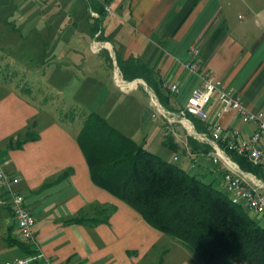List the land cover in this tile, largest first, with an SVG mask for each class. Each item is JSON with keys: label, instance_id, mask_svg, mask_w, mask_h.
<instances>
[{"label": "crops", "instance_id": "0c3cea01", "mask_svg": "<svg viewBox=\"0 0 264 264\" xmlns=\"http://www.w3.org/2000/svg\"><path fill=\"white\" fill-rule=\"evenodd\" d=\"M100 1L111 12L102 20L105 41L99 43L111 46L114 59L115 55L123 60L139 58L156 72L160 82L177 85L180 90L177 95L164 92L168 95V111L176 114L190 90L200 85L199 79L184 66L190 60L189 48L195 47L202 72L219 79L225 88L240 97L248 111L264 115V25L262 28L259 23L255 25L249 17L252 13L241 16L234 12L232 0ZM46 13L40 10L37 15L46 18ZM70 13L75 18L87 17L89 9L84 0H72ZM54 34L60 36L61 30ZM108 50L104 46L94 55V60L81 56L75 59L85 60L86 69L92 71L94 62L103 64L109 58ZM88 79L90 85L86 91L92 93L91 98L100 93L113 94L95 74ZM31 98L32 94L28 96L16 90L0 92V169L19 180L14 190L24 196L25 206L34 218L35 241L34 245H28L19 240L9 200L0 188V264L27 256L26 247L57 264H157V256L161 264H201L177 240L153 229L132 208L93 185L76 142L80 129L52 119L51 110L45 111L46 105ZM135 104L139 105L135 128H120V133L138 143L135 136L141 131L143 138L139 145H145L153 136H159L162 142H172L177 152L163 150L170 151L173 160L177 158L174 161L180 163L178 167L223 191L221 163L204 157L190 168L189 154H204L206 146L192 150L190 138L180 124H167L149 103L143 108L135 98ZM216 107L214 100L207 112L211 114ZM94 112L112 122L110 116L98 109ZM30 121L36 122L38 140L24 144L20 150H7L8 140L22 134ZM220 124L225 131H237L242 139L249 138L255 130V125L243 123L234 112L222 116ZM68 170L69 176L56 181ZM249 174L264 182V164L256 174ZM90 205L113 207L114 212L106 223L94 227L63 224Z\"/></svg>", "mask_w": 264, "mask_h": 264}, {"label": "trees", "instance_id": "16d2710c", "mask_svg": "<svg viewBox=\"0 0 264 264\" xmlns=\"http://www.w3.org/2000/svg\"><path fill=\"white\" fill-rule=\"evenodd\" d=\"M84 2L98 14L92 19L91 36L99 33L97 41L104 42V4L100 0ZM115 61L125 80H142L168 110V95L162 91L156 72L139 58L123 60L115 55ZM188 119L196 131L205 130L203 122L190 115ZM35 128V121L28 122L22 134L8 140L6 149L20 150L24 144L37 141ZM76 142L93 185L132 208L153 229L177 240L201 264H264V227L243 207L232 204L223 191L149 152L94 111L85 117ZM162 145L173 152L178 150L170 141ZM189 145L192 150L200 148L191 139ZM227 154L241 171L256 174L259 166L234 152ZM69 174L70 170L63 172L56 181ZM113 212V207L90 205L63 224L94 227L106 223ZM26 249L27 255L34 253Z\"/></svg>", "mask_w": 264, "mask_h": 264}, {"label": "rangeland", "instance_id": "374dc122", "mask_svg": "<svg viewBox=\"0 0 264 264\" xmlns=\"http://www.w3.org/2000/svg\"><path fill=\"white\" fill-rule=\"evenodd\" d=\"M71 1L0 0V49H2L0 50V92L16 90L24 95L32 94V101L46 105L43 108L47 112L51 110L52 119L68 127L73 124L75 129H81L87 114L97 109L111 117L112 122L108 124L117 131L120 128L134 129L139 106L135 104V98L144 108L148 103L150 105L148 94L142 85H138L137 90L131 93H121L113 85L111 80L113 49L92 38L90 16L75 18L70 13ZM232 1L230 5L235 6L234 12L241 16L252 13L249 16L252 22L255 25L259 23V28H262L264 0ZM40 10L47 12L46 18L38 17ZM59 29L61 35L57 36L54 33ZM60 42L62 44H59ZM93 44L98 47L106 46L111 57L105 58L103 64L94 62L90 71L84 65L85 60L75 57L94 60V55L100 51L93 52L91 50ZM92 74H95L98 80L103 79L114 95L100 93L97 97L91 98L92 93L86 91L88 88L86 86L90 85L88 77ZM87 95H90V98H86ZM138 95L141 98H137ZM142 138L143 133L137 131L135 141L139 143ZM161 143L162 139L159 136H153L149 137L142 146L163 160L181 166L172 159L170 151L163 150L166 147ZM248 215L255 219L252 213L248 212ZM158 260L157 256L155 262L157 263Z\"/></svg>", "mask_w": 264, "mask_h": 264}, {"label": "built area", "instance_id": "2783aa9c", "mask_svg": "<svg viewBox=\"0 0 264 264\" xmlns=\"http://www.w3.org/2000/svg\"><path fill=\"white\" fill-rule=\"evenodd\" d=\"M97 1V0H95ZM106 14L111 10L104 5ZM91 19H97L98 14L89 9ZM99 33L94 37L97 38ZM98 44V43H97ZM97 45H92L91 50L95 53L101 51ZM190 60L184 66L186 70L196 76L200 85L190 90L185 103L174 114L161 106L155 94L146 84L139 79L127 81L123 78L121 71L112 59L113 85L121 93H131L137 90L138 85L145 88L150 100V106L157 115L165 120L167 124H180L186 132L187 137L199 146H206L209 151L202 154L200 152L189 154L191 157L190 168L197 166L204 157L213 163H221L224 172L222 177L223 192L230 199L232 204L243 207L247 212L255 214L260 218L264 227V182L257 180L255 176L241 171L236 163L228 156V152H234L243 156L254 166L264 164V115L262 113H252L242 104L240 97L225 88L224 84L212 74L202 72L197 61L198 50L195 47L189 48ZM163 92L177 95L180 90L175 84L161 83ZM216 101L217 107L211 114L207 108ZM234 112L245 124L255 125V130L249 138L242 139L237 131H225L220 124V119L227 113ZM192 116L204 123L205 130L196 131L188 116ZM174 160H177L175 157ZM19 182L18 178L6 175L0 169V188L5 190L6 198L12 209L13 219L18 231L19 240L28 245H34L32 227L34 218L25 206V199L22 194L14 190V186ZM57 264L45 257L38 251L22 258H15L4 264Z\"/></svg>", "mask_w": 264, "mask_h": 264}]
</instances>
